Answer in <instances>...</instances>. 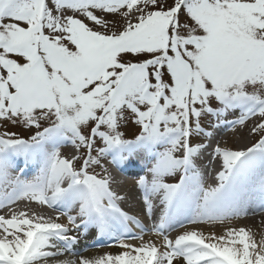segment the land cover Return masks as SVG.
Returning <instances> with one entry per match:
<instances>
[{
  "label": "snow or ice",
  "instance_id": "snow-or-ice-1",
  "mask_svg": "<svg viewBox=\"0 0 264 264\" xmlns=\"http://www.w3.org/2000/svg\"><path fill=\"white\" fill-rule=\"evenodd\" d=\"M257 117L251 146L214 147L206 184L205 141ZM0 129V209L58 213L0 215V264H264L244 227L170 235L264 211V0H0ZM104 161L141 167L150 228ZM90 229L118 251L80 256Z\"/></svg>",
  "mask_w": 264,
  "mask_h": 264
},
{
  "label": "bare ground",
  "instance_id": "bare-ground-1",
  "mask_svg": "<svg viewBox=\"0 0 264 264\" xmlns=\"http://www.w3.org/2000/svg\"><path fill=\"white\" fill-rule=\"evenodd\" d=\"M247 135L244 134H236V138L241 139L240 141H242V139H245L244 137H246ZM248 138V136H247ZM217 140V139H216ZM229 139H226L225 141H228ZM244 146L245 143H237V147L238 146ZM64 148V147H63ZM235 149V148H234ZM206 163H208L207 166L209 165H213L214 167L220 166L219 160L218 159H214V160H210L207 159ZM120 189H122V191H124V193L127 196V199L125 200L127 205L133 209V210H137L138 206H137V202L135 201V194L131 188V185L129 184H125L123 187H121ZM39 205V204H38ZM41 206V205H39ZM41 208V207H40ZM20 211H25L28 212L30 214V210L23 208L21 210L18 211V209L14 212H20ZM13 212V211H11ZM11 212L9 213V215L11 214ZM45 216V214H43ZM46 216H49V214H47ZM64 223V222H63ZM193 227H198L200 230L204 231L205 234H208L210 232H215L217 235L222 234L224 231L225 227H244L247 229H250L252 231V233L255 235V238L257 240L260 239L261 235L264 234V214H260V213H256V212H252L250 210L248 215L245 216H241L237 219H233L232 221H225L224 225L221 224H202V225H189L186 226L185 228L180 229L179 231L173 233L171 236L175 237V235H177L180 232H183L187 229L193 228ZM144 239L147 240H153L156 243H160L161 239H159L158 237H144ZM103 250V251H102ZM99 251H102L100 253H96L98 251H93L94 253H90L88 255H86L85 257H93L96 255H100L103 254L104 252H116L115 250H110V249H102ZM70 258H72L71 256H69Z\"/></svg>",
  "mask_w": 264,
  "mask_h": 264
},
{
  "label": "rangeland",
  "instance_id": "rangeland-1",
  "mask_svg": "<svg viewBox=\"0 0 264 264\" xmlns=\"http://www.w3.org/2000/svg\"><path fill=\"white\" fill-rule=\"evenodd\" d=\"M258 121V117L257 118H252L249 122H248V125H247V127H242V126H239V125H237L236 126V128H235V130H233L232 128V130H229V131H226V133L224 132L223 133V135H222V137H220V140H219V142H221L222 140H224V139H229L228 141H224V142H221V143H219V144H221V145H223V146H225V147H229V148H232V149H234V148H236L237 147V143H240V142H242V143H246L247 141H248V139H247V136L250 138V141L253 139V138H251V136L253 137V136H256V135H253V134H251L250 133V129H251V127L254 125V123H256ZM0 130H2V129H0ZM10 130H12V131H22V130H20V129H17V128H12V129H10ZM135 126L134 125H130L126 130H125V132H126V136H128V138L130 137V138H132V134H133V132H135ZM246 134L247 136L246 137H244L245 139H242V141H240L241 139H238V138H236V134L238 135V134ZM22 134L23 135H27V132H23L22 131ZM223 143V144H222ZM247 145H249V143H247L246 144V146ZM239 147V146H238ZM73 153H74V150H73V152H71V154H70V156L71 155H73ZM96 171H101V169L100 168H96ZM30 205V204H29ZM31 206V205H30ZM63 259H65L64 257H63Z\"/></svg>",
  "mask_w": 264,
  "mask_h": 264
}]
</instances>
